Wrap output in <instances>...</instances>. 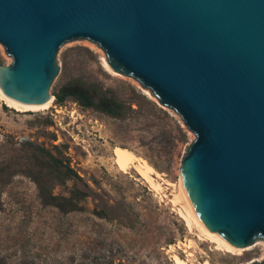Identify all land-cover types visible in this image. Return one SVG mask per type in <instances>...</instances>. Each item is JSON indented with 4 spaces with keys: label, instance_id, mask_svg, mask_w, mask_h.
I'll list each match as a JSON object with an SVG mask.
<instances>
[{
    "label": "water",
    "instance_id": "water-1",
    "mask_svg": "<svg viewBox=\"0 0 264 264\" xmlns=\"http://www.w3.org/2000/svg\"><path fill=\"white\" fill-rule=\"evenodd\" d=\"M74 39L98 44L193 132L179 172L202 224L236 247L264 239V0H0L13 59L0 93L55 100L57 54Z\"/></svg>",
    "mask_w": 264,
    "mask_h": 264
},
{
    "label": "rangeland",
    "instance_id": "rangeland-1",
    "mask_svg": "<svg viewBox=\"0 0 264 264\" xmlns=\"http://www.w3.org/2000/svg\"><path fill=\"white\" fill-rule=\"evenodd\" d=\"M57 60L51 94L71 80L97 83L130 108L113 117L69 99L53 100L44 110H19L0 96V264H177V256L192 264L264 260V239L232 251L188 226L176 197L184 150L194 134L175 109L134 77L112 69L93 41H67ZM12 62L0 43V64ZM27 141L64 151L80 178L56 183L54 193L87 191L82 210L64 212L42 199L26 172ZM116 146L154 167L153 186L136 168H118Z\"/></svg>",
    "mask_w": 264,
    "mask_h": 264
},
{
    "label": "trees",
    "instance_id": "trees-1",
    "mask_svg": "<svg viewBox=\"0 0 264 264\" xmlns=\"http://www.w3.org/2000/svg\"><path fill=\"white\" fill-rule=\"evenodd\" d=\"M55 103L62 104L73 99L85 108L94 110L113 117L126 115L129 105L118 99L110 89H106L97 83H85L71 80L60 85L54 92ZM29 150L26 163V172L38 185L42 199L49 205L58 207L64 212L82 210L81 204L88 193L80 187H75L69 195H57L54 193L56 183H65L73 178H80L79 173L72 167L70 161L64 155L59 145H53V149L44 145L27 141ZM55 150V151H54Z\"/></svg>",
    "mask_w": 264,
    "mask_h": 264
},
{
    "label": "bare ground",
    "instance_id": "bare-ground-1",
    "mask_svg": "<svg viewBox=\"0 0 264 264\" xmlns=\"http://www.w3.org/2000/svg\"><path fill=\"white\" fill-rule=\"evenodd\" d=\"M106 66L110 69V67L106 64ZM111 70V69H110ZM113 72V70H111ZM115 73V72H113ZM0 96L2 99L5 100V102L11 106L14 107L16 109L19 110H26V109H46L49 108L52 105V101L53 99L51 98L49 101L45 102V103H41V104H29V103H22L19 101H15L12 99L7 98L6 96L2 95L0 93ZM114 157H115V163L118 166V168L124 172H127L130 168H136L138 170V172L140 173V175L147 180L149 183H151V185L153 186V177L152 175L155 172L154 167L145 159L142 158L140 156H138L135 152H133L130 149L124 148V147H120V146H116L114 148ZM158 186V185H157ZM155 187V186H154ZM157 188V187H156ZM180 193L179 195L176 197L177 201L181 200V202L183 203V210L182 212H184L185 214V219H187L188 221V226H192L195 225L199 231L200 234L205 237L208 238L212 241L215 242V244L221 248H226L228 250H232V251H240L241 248L239 249V247H236L226 241H224L223 239H221L215 232H211L210 230H208L201 222V220L199 219L195 209L193 208L189 198L187 197L182 184L180 187ZM175 199V202H177ZM181 203V205H182ZM175 261L177 264H192L186 260H183L181 258H179L178 256L175 257ZM205 264H210L208 261L205 262Z\"/></svg>",
    "mask_w": 264,
    "mask_h": 264
}]
</instances>
